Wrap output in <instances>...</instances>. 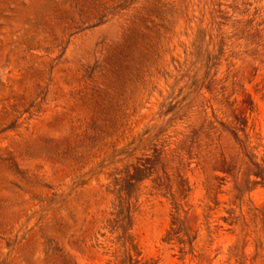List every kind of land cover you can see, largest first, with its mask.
<instances>
[{
	"label": "rangeland",
	"instance_id": "1",
	"mask_svg": "<svg viewBox=\"0 0 264 264\" xmlns=\"http://www.w3.org/2000/svg\"><path fill=\"white\" fill-rule=\"evenodd\" d=\"M0 264H264V0H0Z\"/></svg>",
	"mask_w": 264,
	"mask_h": 264
}]
</instances>
